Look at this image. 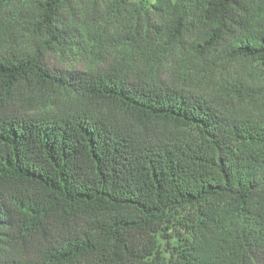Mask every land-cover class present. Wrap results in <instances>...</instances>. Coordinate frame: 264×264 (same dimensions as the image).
<instances>
[{
	"label": "trees",
	"instance_id": "trees-1",
	"mask_svg": "<svg viewBox=\"0 0 264 264\" xmlns=\"http://www.w3.org/2000/svg\"><path fill=\"white\" fill-rule=\"evenodd\" d=\"M263 98L264 0H0V264H264Z\"/></svg>",
	"mask_w": 264,
	"mask_h": 264
},
{
	"label": "rangeland",
	"instance_id": "rangeland-1",
	"mask_svg": "<svg viewBox=\"0 0 264 264\" xmlns=\"http://www.w3.org/2000/svg\"><path fill=\"white\" fill-rule=\"evenodd\" d=\"M111 0H98V9L103 11L105 6L108 4V2ZM132 3H137L139 0H131ZM92 0H69L70 7L74 9V12L78 15L81 16L86 9L90 6ZM152 2V1H151ZM73 11H70L72 13ZM82 34L85 38H88V33L83 32ZM47 61L59 68L63 69H81V70H86L89 68L88 62L84 60H77L73 55L69 56H63L57 53H51L46 56ZM238 73L245 75L246 77H249V79H259V70L255 69L254 66L238 63L234 65V69ZM258 81V80H256ZM242 113L245 115L249 116L250 118L257 120L258 122L264 123V98L259 101V104L256 105H246L243 108H241Z\"/></svg>",
	"mask_w": 264,
	"mask_h": 264
}]
</instances>
